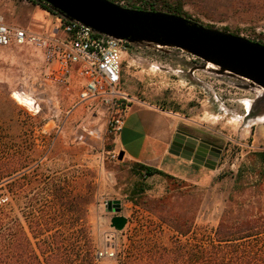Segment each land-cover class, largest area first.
Here are the masks:
<instances>
[{"label":"rangeland","instance_id":"rangeland-1","mask_svg":"<svg viewBox=\"0 0 264 264\" xmlns=\"http://www.w3.org/2000/svg\"><path fill=\"white\" fill-rule=\"evenodd\" d=\"M160 2L166 12L169 6L176 7L180 15L192 21L264 44V0ZM129 49L122 74L125 90L154 105L180 111L191 119L196 132L221 146L225 152L218 175L223 179L221 185L214 186L210 181L184 188L164 176L156 177L160 179L157 184L147 183L133 171L116 167L124 186L116 193H103L99 188L103 159L105 167L109 160L116 162L108 152L115 136L107 133V124L101 134L102 148L98 149L101 156H94L85 144L75 146V122L67 123L68 114L49 101L35 76L37 52L26 46L0 47V172L11 170L8 161L23 149L28 158L37 159L46 175L66 181L75 223H87L97 250L115 251L113 258H100V264H119V255L137 233L149 232L169 242L173 235L170 228L163 225L159 229L162 215L158 211L163 204L185 212L186 218L196 217L197 239L214 236L230 196L235 205L244 203L246 208L264 209V174L255 156L264 150L253 142L252 136V127L264 121L248 116L246 104L264 94V89L252 87L242 78L221 74L214 70L220 68L210 63L203 68L202 60L180 49L145 43L129 45ZM240 171L242 178L236 182ZM28 193L20 205L17 196L0 188V199L9 197L15 216L24 224L23 207L30 205L29 209L35 212L45 198H50L35 188ZM116 197L122 201L121 214L128 219L122 231L111 227L114 214L106 205Z\"/></svg>","mask_w":264,"mask_h":264},{"label":"trees","instance_id":"trees-1","mask_svg":"<svg viewBox=\"0 0 264 264\" xmlns=\"http://www.w3.org/2000/svg\"><path fill=\"white\" fill-rule=\"evenodd\" d=\"M112 1L125 2V5L137 9L166 11L160 0ZM37 3L56 15L47 5ZM167 11L181 14L172 6ZM263 112L261 108L251 116ZM255 156L264 174V152H257ZM36 160L28 158L21 149L8 161L11 170L0 172V188L5 187L10 194L17 196L20 205L28 198L30 188L37 189L39 194L50 195L37 210L34 209L35 212L29 209L30 205L23 207L25 224L15 216L9 197L0 199V264H100L97 244L89 226L80 221L75 223L74 211L68 205L71 199L68 183H63L57 176L46 175ZM134 173L145 179L161 175L172 180L164 172L141 164L134 166ZM241 178L240 171L236 182ZM231 197L214 236L206 239L196 238V217L186 218L185 212L163 204L158 211L162 215L159 229L163 225L170 228L173 235L169 242L149 232L137 233L119 255V264H264V209L246 208L244 203L235 205Z\"/></svg>","mask_w":264,"mask_h":264},{"label":"crops","instance_id":"crops-1","mask_svg":"<svg viewBox=\"0 0 264 264\" xmlns=\"http://www.w3.org/2000/svg\"><path fill=\"white\" fill-rule=\"evenodd\" d=\"M37 2L39 1L0 0V17L11 26L22 27L38 33L50 32L59 24L58 19ZM26 47L37 52L38 59L35 60L38 69L35 76L41 82L49 101L59 106L60 112L63 109L68 114L67 123L75 122V146L85 144L92 150L91 153L94 156H101L98 149L102 148L101 134L107 124L106 112L104 108L95 106V103L91 101L79 102V93L85 80L75 73L70 84L66 87L46 82L42 76V70L45 67L43 51L32 46ZM123 89L125 90L124 85ZM129 95L132 97V101L128 106L123 129L113 138L110 150H108V152L118 155L120 152H124V157L122 161L117 159L113 163L109 160L108 167H105V159H103L104 169L99 172V188L103 193L105 191L116 193V190L124 186L115 172L116 167L126 168L134 173L136 164L160 170L171 176V181L183 185L184 188L186 184L188 186L203 185L210 181H213L214 186L221 185L223 179H220L218 175L223 167L224 151L214 170L196 163L194 157L189 159L183 157L182 151L178 153L179 155L172 154L170 152L171 145L178 130L194 136L200 141L213 142L196 132L189 122L191 119L180 111L154 105ZM72 128L74 127L72 126ZM252 136L253 142L264 150V122L252 127ZM199 161H201L200 158ZM157 176L161 177V175L147 177L145 182L157 184L160 182V179L156 178ZM230 176L232 177L234 174ZM114 200H119V198L110 199L106 203L107 207ZM112 213L113 216L116 215L114 212Z\"/></svg>","mask_w":264,"mask_h":264},{"label":"water","instance_id":"water-1","mask_svg":"<svg viewBox=\"0 0 264 264\" xmlns=\"http://www.w3.org/2000/svg\"><path fill=\"white\" fill-rule=\"evenodd\" d=\"M36 1L47 5L63 18L84 24L99 34L130 45L145 43L180 49L202 60L205 63L203 68L210 63L220 68L214 70L221 74L242 78L249 81L252 87L264 89V44L260 42L207 27L180 14L128 8L111 0ZM251 102L247 115L264 121V112L251 116L264 109V94ZM180 151L183 157H194L196 163L212 170L218 166L223 155L221 146L200 141L178 130L170 152L179 155ZM123 157L124 152H120L118 160L122 161ZM108 208L116 214L111 218V227L122 231L128 222L127 217L121 214L122 202L114 200Z\"/></svg>","mask_w":264,"mask_h":264},{"label":"built area","instance_id":"built-area-1","mask_svg":"<svg viewBox=\"0 0 264 264\" xmlns=\"http://www.w3.org/2000/svg\"><path fill=\"white\" fill-rule=\"evenodd\" d=\"M116 3L133 8L125 2ZM55 17L59 24L52 31L43 33L8 25L0 17V47L32 46L42 50L46 68L44 78L53 85L68 86L75 73L83 78L85 84L79 93V102L91 101L104 108L107 133L118 135L132 101L122 84L123 66L130 44L99 34L84 24L63 18L57 12ZM112 158L117 160L118 154L112 153ZM96 254L98 258L116 256L113 248L98 249Z\"/></svg>","mask_w":264,"mask_h":264},{"label":"bare ground","instance_id":"bare-ground-1","mask_svg":"<svg viewBox=\"0 0 264 264\" xmlns=\"http://www.w3.org/2000/svg\"><path fill=\"white\" fill-rule=\"evenodd\" d=\"M247 111H249L250 110V108H251V102L250 101H247Z\"/></svg>","mask_w":264,"mask_h":264}]
</instances>
